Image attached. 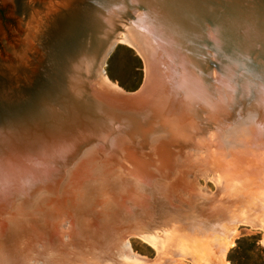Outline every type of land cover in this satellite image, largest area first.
Wrapping results in <instances>:
<instances>
[{
	"label": "rangeland",
	"instance_id": "374dc122",
	"mask_svg": "<svg viewBox=\"0 0 264 264\" xmlns=\"http://www.w3.org/2000/svg\"><path fill=\"white\" fill-rule=\"evenodd\" d=\"M73 1L0 0V77L9 81L11 92L24 93L35 84L46 55L41 42L51 27L64 26L53 15L68 12ZM108 57L104 66L108 79L123 91L140 90L145 78L140 55L120 44ZM186 74L189 70L181 78L183 82L189 78V95L196 90V95H208L210 85L201 83L202 89L191 73ZM92 85L98 91L97 78ZM179 87L185 84L181 81ZM49 106L54 107L48 102L44 107ZM242 112L220 130L221 135L197 136L164 152L144 150L146 156L126 145L127 152L120 157L130 175L121 172L107 181L95 166L80 185L69 186L65 202L56 209L55 203L42 197L10 210L0 227V264H231L229 254L241 239L257 238L264 247V122L255 106ZM18 121L1 123L0 130L14 126L10 128L15 131ZM132 153L138 157L136 164ZM238 174L254 181L259 200L254 198L248 208L253 218L234 232L221 208L228 193L227 178ZM214 209L216 215L211 213Z\"/></svg>",
	"mask_w": 264,
	"mask_h": 264
},
{
	"label": "bare ground",
	"instance_id": "6f19581e",
	"mask_svg": "<svg viewBox=\"0 0 264 264\" xmlns=\"http://www.w3.org/2000/svg\"><path fill=\"white\" fill-rule=\"evenodd\" d=\"M165 4L164 0H110L99 4L93 15L94 26L85 47L99 51L109 41L98 70L99 89L95 91L92 85L93 91L113 105L128 101L106 126L83 114L80 101L72 97L76 101L64 99L39 113V108H32L20 115L15 131L10 128L14 126L0 130V227L10 210L17 211L42 197L58 208L65 202L69 186L80 185L95 166L100 178L107 181L121 172L130 175L121 160L126 145L148 156L144 150L164 152L197 136L215 137L248 105L256 107L264 122V19L245 12L231 16L233 20L220 16L198 24L182 15L174 17ZM118 43L134 49L144 61V82L135 94H127L105 74V61ZM188 70L186 77L193 75L200 85H210L212 94L204 87L208 95H196L198 90L189 95V78L185 82L181 78ZM177 78L185 84L184 90ZM24 122L29 124L25 127ZM145 180L142 173L141 181ZM254 185L240 174L227 178L228 193L221 209L234 232L253 218L248 208L254 205V198L259 200ZM215 209L212 214L217 213Z\"/></svg>",
	"mask_w": 264,
	"mask_h": 264
},
{
	"label": "water",
	"instance_id": "95a60500",
	"mask_svg": "<svg viewBox=\"0 0 264 264\" xmlns=\"http://www.w3.org/2000/svg\"><path fill=\"white\" fill-rule=\"evenodd\" d=\"M108 1L110 0H75L69 3L68 12L53 15L64 26L51 27L47 37L41 42L46 55L35 84L24 93L11 92L9 81L0 77V124L13 122L32 108L41 109L47 102L60 103L64 99L79 100L83 114L91 115L95 122L101 120L103 126H106L110 117H116L115 114L128 102L124 100L125 96L120 98L124 103L113 105L95 94L92 88L109 41L99 51L85 47L87 39L92 34L90 30L94 26L93 15L99 4L104 5ZM164 2L168 4L167 9L174 17L182 15L189 20H196L198 24L206 18L215 19L220 16L231 20L233 18L231 16L245 12L264 19V0H164ZM16 5L20 9H25L21 2L16 1ZM116 46L109 53V57ZM212 65L215 66V63L211 62ZM71 91H74L75 95Z\"/></svg>",
	"mask_w": 264,
	"mask_h": 264
},
{
	"label": "trees",
	"instance_id": "16d2710c",
	"mask_svg": "<svg viewBox=\"0 0 264 264\" xmlns=\"http://www.w3.org/2000/svg\"><path fill=\"white\" fill-rule=\"evenodd\" d=\"M254 237L243 238L228 257L231 264H264V247Z\"/></svg>",
	"mask_w": 264,
	"mask_h": 264
}]
</instances>
